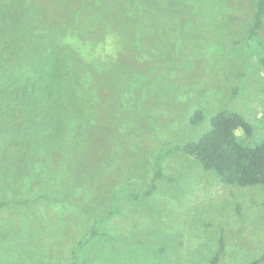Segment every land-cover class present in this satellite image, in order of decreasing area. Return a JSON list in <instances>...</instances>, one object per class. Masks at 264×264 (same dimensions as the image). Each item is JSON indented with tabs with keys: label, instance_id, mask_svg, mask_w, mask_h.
<instances>
[{
	"label": "rangeland",
	"instance_id": "obj_1",
	"mask_svg": "<svg viewBox=\"0 0 264 264\" xmlns=\"http://www.w3.org/2000/svg\"><path fill=\"white\" fill-rule=\"evenodd\" d=\"M253 2L0 0V264H73L77 250L76 264H212L222 236L219 264L261 256L262 185L225 184L181 151L163 155L154 179L158 153L198 140L220 110L252 124L246 144L264 135ZM77 18L137 23V50L118 51L108 65L121 78L100 89L61 82L71 66L91 78L100 52ZM111 206L100 226L110 238L74 249Z\"/></svg>",
	"mask_w": 264,
	"mask_h": 264
},
{
	"label": "trees",
	"instance_id": "obj_2",
	"mask_svg": "<svg viewBox=\"0 0 264 264\" xmlns=\"http://www.w3.org/2000/svg\"><path fill=\"white\" fill-rule=\"evenodd\" d=\"M253 5L251 31L257 32V29L264 22V0H254ZM85 7L91 9L89 3ZM126 17L129 19V16ZM123 22L113 24V27L110 29L108 22L102 20L98 22L99 24L93 25V44L88 45V47L92 46L96 51H100L98 56L94 58L91 56L93 63L90 68L93 70L94 75L90 78L91 72L85 71V68L81 66L77 68L76 66L72 67L70 65L71 69L69 67L62 69V76H60L61 82L73 81L74 84L68 82L73 84L72 88H74L76 83L79 85L85 83L83 88L89 84V87L96 85L100 89V86L103 84L116 81L115 78H121V76H115V74L118 75V72L114 71V73L113 70L116 69L110 67L108 62L120 59L119 50H137V23L132 21L130 24H124ZM84 23L89 24L77 18L73 24V30L75 29V33L79 36H88L92 32V29L89 28L90 25L87 28ZM122 36L124 37L121 40L120 38ZM258 43L259 45L262 43V47L264 46V41L259 40ZM251 53L253 54L254 51H251ZM262 53L259 54L261 57L259 56L260 58H258L264 68V55ZM80 54H82V49ZM87 57L89 58L90 56ZM98 71L101 73L99 74ZM91 81H94V83ZM262 117L264 118V112ZM201 118L202 112L201 110H197L192 116V121L198 122ZM238 129L243 130L244 139L241 137L242 140L236 133ZM251 136H253V126L242 115L228 109L220 110L211 118V129L198 140L179 143L158 153L156 162L158 168L154 179L156 180L163 175L161 165L163 155L173 151H181L197 160L204 169L216 171L225 184H236L243 187L262 185L264 187V135L254 145L246 144L243 140H247ZM64 175L60 174V177ZM155 188L156 183L153 182L151 187L142 192V195L152 194ZM119 192L121 193V190ZM128 196L137 198V192L131 193ZM116 213L118 211L114 206H111L103 216L96 215L92 229L85 235L83 240L79 241V245H75L74 249L76 247H82L99 235L105 236L107 239L108 237L110 238L107 231L100 229V226L106 223ZM224 249L225 240L222 236L219 240V247L211 259L212 264H219ZM72 254L74 259L73 264H76L80 259V252L77 250ZM263 261L264 249L261 256L249 264H262Z\"/></svg>",
	"mask_w": 264,
	"mask_h": 264
}]
</instances>
